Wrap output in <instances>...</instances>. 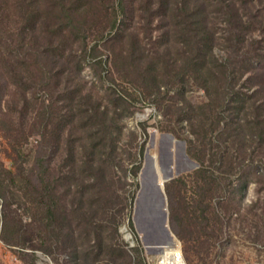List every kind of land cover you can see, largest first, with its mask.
<instances>
[{"label": "trees", "instance_id": "obj_1", "mask_svg": "<svg viewBox=\"0 0 264 264\" xmlns=\"http://www.w3.org/2000/svg\"><path fill=\"white\" fill-rule=\"evenodd\" d=\"M140 1L139 11L150 30L146 35L151 37L155 22L159 32L154 40L149 37V48L140 46L137 35L130 30L132 20L128 24L125 19L127 0H116L108 32L99 35L110 42L126 37L128 53L123 56V50L118 51L116 61L122 60L120 68L141 88L145 103L155 109L154 116L176 117L175 126L163 131L186 142L187 156L198 164L193 174L164 185L169 228L187 256L188 243L197 230L192 221L206 222L210 213L222 228V206L241 203L251 183L259 184L258 192L264 191V18L258 19L259 14L253 13L252 0ZM87 5L86 0H53L43 7L40 0H16L13 5L9 0H0V116H5L1 107L5 91L12 88L10 96L18 97L25 113L33 106L40 109L30 133L41 137L34 155L30 154L35 177L29 184L36 188H22L11 175L5 182L2 174L11 172L5 171L0 162V240L22 253L30 250L31 254L36 250L51 252L52 247H44L54 244L57 254H66L71 264H91L107 251L112 262L123 257L127 259L123 264H145L131 222L145 126L140 124L143 140L135 152L125 151L128 164L124 165L117 151L118 142L122 121L133 115L129 107L136 98L114 90L109 103L102 105L90 91L84 94L81 71L89 58L95 62L99 81L103 84L106 78L101 58L87 49L88 19H84L87 24L75 22V15L87 13ZM13 11L18 13L17 27H9L7 22ZM76 42H80L79 49L72 46ZM218 47L223 56L215 54ZM114 67L118 70L119 66ZM187 79L203 91L205 103L192 105L186 99ZM44 90L55 94L49 104L36 98ZM48 118L54 121L50 128L47 121L43 123ZM133 134L130 132L135 139ZM61 142L65 155L61 165L54 168L52 160ZM223 166L230 174H225ZM114 169L120 170L122 178H116ZM231 175L234 180L229 178ZM187 179L192 182L195 196L191 205L181 195ZM117 184L124 193L122 203L115 194ZM72 185L75 191L71 194ZM61 186L66 187L63 195L71 194V203L77 205L72 210L77 219L74 224L59 205ZM12 187L23 191L26 203L21 206L25 210L35 209L39 244L32 243L30 234H19L21 228L5 213L11 201H20ZM27 202L31 204L28 208ZM260 202L264 215V196ZM115 205L119 206L118 214L125 212L136 243L118 253L112 246L103 249L101 235L106 226L98 218L100 215L102 219ZM92 234L95 239L91 244ZM132 253L137 256L136 262L130 260Z\"/></svg>", "mask_w": 264, "mask_h": 264}, {"label": "rangeland", "instance_id": "obj_2", "mask_svg": "<svg viewBox=\"0 0 264 264\" xmlns=\"http://www.w3.org/2000/svg\"><path fill=\"white\" fill-rule=\"evenodd\" d=\"M9 1L12 5L16 2V0ZM52 1L53 0H40L42 7L48 5ZM87 1V13L80 12L79 16L75 15V22L82 21L87 24L84 19H88V24L85 25L87 49L92 55H95L99 59L101 58V61L104 63L102 67L105 69L106 78L103 84L99 81L97 72H95L97 67L93 65L95 62L89 58V61H87L81 71V76L85 82L83 92L86 94L90 91L93 94V98L101 102L102 105L109 103L114 90L121 92L126 91L128 94H131L132 97L136 98L133 105L129 107V112H133V115L130 117L127 115L122 121L124 127L118 142L117 151L120 154L119 157L122 159L123 164L127 165L125 151L135 152L138 144L143 140L141 135L142 127L140 126V124H143V126H145L146 137L144 138L145 146L141 156V168L143 163L148 161V156H145L146 152L151 156L161 155V159H163V156H166L165 150L168 141L163 139L162 134L169 132L163 131V129L165 127L175 126L176 117L171 119L169 115L160 117L154 116L155 109L153 106L149 105V103H145L141 88H139L130 77L126 78L127 75H125V72L120 68V62L122 63V60L116 61L117 57H115V54L120 50H123V56H126L128 53L129 45L127 42L128 40L126 41V37L112 40L111 42L109 39L100 38L99 34L103 33L106 35L108 32V26L112 18V7L116 4V0H86V2ZM140 2V0H127L128 11L125 14V19L128 24L132 20L131 24H129L131 25L130 30L137 35L139 45L149 48L150 36L146 35V33L148 31L150 32V30H147L145 26L148 23L145 15L139 11ZM251 2V6L254 7L253 13L259 14L258 19L264 18V0H252ZM17 17L18 13L13 11L11 19L7 21L9 27L18 26L16 25V23L18 24ZM156 24L157 22L153 23L151 26V41L157 38L159 34V32L155 30ZM254 37H257V35L255 34ZM72 46L75 49H79L80 42H76ZM214 52L218 56H223L222 48L218 47ZM114 64H116V67L117 65L119 66L118 70L114 67ZM12 91V88L9 90L7 89L5 91L6 96L3 98V101H1V107L5 116H0V162L5 171L11 172V174L3 173L2 176L5 182H7L11 175L16 178L15 180L18 181V184H20L22 188L26 187L31 190V188H36V185L32 187L29 184V181H33L35 177V174H32L34 172V167L30 154L34 155V152L39 146L41 137L36 133H30V128L36 118L35 116L39 117L38 111H40V109L38 106H33L32 108L34 109L28 108L25 113L22 102L18 100V97L15 98L14 96H10L12 95ZM45 91L46 90H44V92L39 91L36 98L39 99V101L45 100V104H49L51 98L52 100L54 99L55 94L52 96L51 92ZM185 91V97L192 105L206 102L203 91L191 79H187ZM14 101L18 103H14ZM30 102H33L32 98ZM60 104V101H58L59 106ZM182 105L183 103L178 104L180 107ZM53 112H57V110ZM45 121L48 122L49 128L52 127L51 125L54 123L53 120L51 121L49 118L44 119L43 123ZM18 131L19 135L17 136L16 133H18ZM49 132L50 131H48V133ZM130 132L134 133L135 139L131 138ZM63 134V137L66 136L67 130ZM43 142L44 141H42V143ZM83 142L85 141L83 140ZM60 144L61 147L59 152L52 160V166L54 168H58L59 165H61L65 155L62 142ZM183 149L186 151V142H184L183 146L180 145L178 147L176 143H172L171 151L173 159L181 164H184L181 157ZM195 170L196 169H191L180 173L178 177H185L189 174H193ZM222 170L225 171V174H230L228 171V173H226V166H223ZM65 172L66 169H63L62 173L64 174ZM63 174H61V176ZM114 174L117 176L116 178H122L119 169H114ZM215 174L219 173L215 172ZM229 178L234 180L235 177L231 175ZM137 182L138 188L135 191L134 199L140 187L139 174L137 175ZM186 184L181 195L185 196L189 205H191L193 202L192 198H195L193 185L188 179ZM115 187V194L119 197V203H122L120 201L124 193L118 184ZM65 188L64 186L58 188L60 194L59 205L70 215L73 220L72 224H74L77 219L72 216V210L75 209L77 205L71 203V194L75 191V187H73V185L70 186L69 190L71 194L64 196ZM258 188L259 184L257 183L249 184L241 203L238 204L236 201L235 203L229 202V205H224L220 208L219 213L223 218L222 228H220L221 225L215 224L213 215L210 213H207L206 222L201 221L199 224L196 221H192L193 225L194 223L197 224L194 226L195 230L196 228L197 230L193 235L194 239L188 243L187 256L183 253V244H181L175 236L176 239L172 236L170 239L169 235L162 228L163 214L161 210L165 213L166 210L164 207L160 210L161 199L157 191L146 188L144 197H142L138 204L135 226L132 222L133 204L131 210L132 227L138 238L144 260L147 264H155L154 259L157 258L156 264H183V257L185 264H264V215H262V204L260 202L264 196V191L258 192ZM13 189L19 196L20 201H11L10 208L7 207L5 213L17 222V227L21 228L19 234H24V237L30 234V237H33L32 243L39 244L40 240L37 236L39 232L36 229V227H38L36 221L38 216L35 218V209L32 207L31 211L25 210V208L21 206V203L26 201L23 191L16 190L17 188ZM159 189L162 192V178L159 179ZM92 193H95V191ZM101 195L104 196V194ZM236 199H238V197H236ZM225 201L226 199L224 198L221 202L223 203ZM118 205L108 209L107 215L103 216L102 219L100 215L98 216V218H100V220L98 219L99 223H103L106 226V229L102 230L101 235V237L103 236V243L105 244L103 245V249H106L105 246H112V248L116 250V253H118L119 250L126 251L128 247H132L133 245L136 246V243L132 239V234L127 227L125 212L121 214L117 213V209L119 208ZM26 206L28 208L31 204L27 202ZM2 209L0 207V212L3 215ZM205 231H207V233H205ZM126 235H129L128 239L125 238ZM90 239L92 244L95 239L94 234H92ZM143 245L145 246L143 247ZM51 247V252L36 250L31 254L30 250H25V253H22L18 247H8L0 240V264H71L68 263V256L66 254L61 256L57 254L54 244L51 245L48 243L44 248ZM108 255L107 251V253L102 254L96 262H92L91 264H123L125 260L127 261L126 258L118 257L112 262ZM131 259L133 262H136V254L132 253L130 260Z\"/></svg>", "mask_w": 264, "mask_h": 264}, {"label": "water", "instance_id": "obj_3", "mask_svg": "<svg viewBox=\"0 0 264 264\" xmlns=\"http://www.w3.org/2000/svg\"><path fill=\"white\" fill-rule=\"evenodd\" d=\"M162 137L163 139H166L168 141V145L165 150L166 156L165 157L163 156L162 157L163 159H161V155L151 156L147 152L145 153V156L146 157L148 156V161L143 163L138 173L140 187L136 193L134 203H133L132 222L135 226L136 216H137V211H138V204L140 203V200L142 199V197H144V191L146 190V188L152 191L155 190L157 191L161 199L160 210L163 207L166 210V213L161 210L163 214L162 228L169 235L171 239V236L174 237V235L171 233L169 229L167 203L165 200V195H164V190H163L164 185L167 182L173 179H176L180 173L189 171L191 169H197L198 164L195 163L193 160H191L187 156L185 149H183V152L181 155L184 164L174 161L172 151H171L172 143L173 142L176 143L178 147L180 145L183 146L184 141L175 139L174 136L170 133H163ZM160 178H162V192L159 189V179ZM125 238L128 239L129 235H126ZM144 246L145 245H143V247Z\"/></svg>", "mask_w": 264, "mask_h": 264}, {"label": "built area", "instance_id": "obj_4", "mask_svg": "<svg viewBox=\"0 0 264 264\" xmlns=\"http://www.w3.org/2000/svg\"><path fill=\"white\" fill-rule=\"evenodd\" d=\"M180 254H181V257H182L181 250H180ZM157 259H158V258H157ZM157 259H154L155 264L157 263ZM182 260H183V264H185L183 257H182Z\"/></svg>", "mask_w": 264, "mask_h": 264}]
</instances>
